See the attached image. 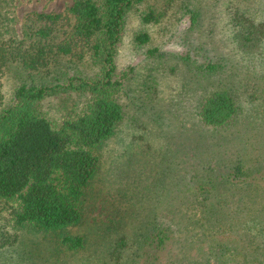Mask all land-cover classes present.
Returning a JSON list of instances; mask_svg holds the SVG:
<instances>
[{
	"label": "rangeland",
	"instance_id": "obj_1",
	"mask_svg": "<svg viewBox=\"0 0 264 264\" xmlns=\"http://www.w3.org/2000/svg\"><path fill=\"white\" fill-rule=\"evenodd\" d=\"M72 4L0 0V112L34 73L22 61L28 43L19 46L26 14H63ZM150 10L160 22H143ZM236 13L264 22V0H147L130 11L116 57L124 119L99 151L81 222L66 231L83 248L65 247L66 234L17 226L15 205L0 200V264H216L222 253L226 264H264V42L257 53L239 48ZM142 32L150 41L140 45ZM60 67L99 72L88 60ZM223 92L239 113L206 126L201 106ZM90 97L52 96L41 112L58 123Z\"/></svg>",
	"mask_w": 264,
	"mask_h": 264
},
{
	"label": "trees",
	"instance_id": "obj_2",
	"mask_svg": "<svg viewBox=\"0 0 264 264\" xmlns=\"http://www.w3.org/2000/svg\"><path fill=\"white\" fill-rule=\"evenodd\" d=\"M72 1L67 13L26 14L25 38L19 46L28 43L22 61L34 73L18 85L0 112V200L15 205L17 226L64 235L81 222L86 191L100 170L99 151L124 119L116 57L128 14L147 0ZM192 16L196 21L197 14ZM162 17L150 10L142 20L156 24ZM233 23L239 48L257 53L264 42V22L236 13ZM149 41L147 33L136 36L140 45ZM1 49L0 66L5 60ZM76 59L88 60L99 72L92 77L71 75L60 67L63 60ZM208 67L214 71L218 66ZM66 93L91 97L82 112L58 123L41 112L46 99ZM238 113L232 95L215 93L202 104L199 118L206 126L222 127ZM61 240L71 250L85 244L83 237L67 234ZM159 241L163 245V239ZM224 257L222 253L221 259L216 258V264H226Z\"/></svg>",
	"mask_w": 264,
	"mask_h": 264
}]
</instances>
